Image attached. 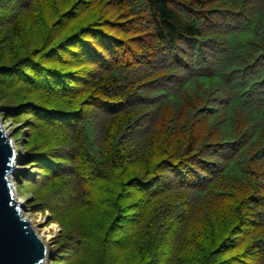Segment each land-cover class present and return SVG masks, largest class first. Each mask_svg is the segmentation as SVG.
<instances>
[{"label":"trees","instance_id":"16d2710c","mask_svg":"<svg viewBox=\"0 0 264 264\" xmlns=\"http://www.w3.org/2000/svg\"><path fill=\"white\" fill-rule=\"evenodd\" d=\"M3 107L53 264H264V0H0Z\"/></svg>","mask_w":264,"mask_h":264},{"label":"water","instance_id":"95a60500","mask_svg":"<svg viewBox=\"0 0 264 264\" xmlns=\"http://www.w3.org/2000/svg\"><path fill=\"white\" fill-rule=\"evenodd\" d=\"M16 157L0 123V264H44L48 249L20 212L9 182Z\"/></svg>","mask_w":264,"mask_h":264},{"label":"rangeland","instance_id":"374dc122","mask_svg":"<svg viewBox=\"0 0 264 264\" xmlns=\"http://www.w3.org/2000/svg\"><path fill=\"white\" fill-rule=\"evenodd\" d=\"M5 108H0V123L3 126L4 132L6 133L9 141H11L13 149L15 150L16 157L13 163L15 174L9 175V182L11 185V190L13 192L14 198H17L20 203V212L23 215L24 219L29 221L32 227L35 229L37 234L44 240L47 245L48 255L47 262L44 264H53L52 256H49V249H57L58 245L55 242L60 238L62 232V226L58 222L51 220V213L49 211H34L30 207V201L33 200L31 194H20L21 186L18 185V175L27 174L34 171L35 166L26 165V161L20 158L21 156H27L25 148L22 146V143L18 141L15 137L16 129H19L22 125L16 124L15 122L8 121L6 115H3ZM26 129V128H25ZM28 133V130H25ZM25 138V137H23ZM35 174V172H33ZM54 255V254H53Z\"/></svg>","mask_w":264,"mask_h":264},{"label":"bare ground","instance_id":"6f19581e","mask_svg":"<svg viewBox=\"0 0 264 264\" xmlns=\"http://www.w3.org/2000/svg\"><path fill=\"white\" fill-rule=\"evenodd\" d=\"M17 202H19V201L17 200Z\"/></svg>","mask_w":264,"mask_h":264}]
</instances>
